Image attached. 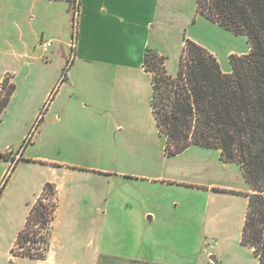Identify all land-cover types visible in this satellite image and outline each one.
<instances>
[{
  "label": "rangeland",
  "instance_id": "rangeland-1",
  "mask_svg": "<svg viewBox=\"0 0 264 264\" xmlns=\"http://www.w3.org/2000/svg\"><path fill=\"white\" fill-rule=\"evenodd\" d=\"M9 3L0 0V84L7 77L16 90L0 123V264L37 261L20 254L46 255L50 237L59 235L73 240L68 243L73 250L92 241L102 251L149 261L256 264L240 243L245 194L251 193L240 168L223 163L213 149L191 147L167 157L150 112V77L140 69L126 70L133 79L115 82L112 75L123 71L88 67L89 74L110 76L102 99L90 93L84 100L60 85L61 69L74 75L84 68L78 63L71 69L66 46L74 41L76 5L70 6L69 26L61 37L67 64L59 42L47 52L42 43L24 48L33 33L41 34L40 25L22 27L25 32L14 29ZM157 6L147 51L165 57L170 74L177 70L186 40L212 53L223 70L230 69L229 55L248 52L245 37L197 14L196 0H158ZM23 51L29 60L13 55ZM48 55L53 62L45 63ZM53 81L57 88L46 104L51 107L46 111L41 105L30 124L27 118ZM53 113L59 121H51ZM39 198L55 206L47 227L34 219L27 223ZM28 230L35 234L34 243L17 239ZM46 234L47 246L39 241Z\"/></svg>",
  "mask_w": 264,
  "mask_h": 264
},
{
  "label": "trees",
  "instance_id": "trees-1",
  "mask_svg": "<svg viewBox=\"0 0 264 264\" xmlns=\"http://www.w3.org/2000/svg\"><path fill=\"white\" fill-rule=\"evenodd\" d=\"M196 11L245 37L248 52L229 55L230 69L225 73L212 53L186 40L177 70L170 74L165 57L146 51L143 68L151 75V115L167 157L191 147L213 149L223 163L240 168L251 190L245 194L240 243L256 264H264V0H196ZM15 90L5 77L0 84V123ZM49 188L46 184L44 190ZM43 201H36L27 223L34 219L47 227L53 220L55 206ZM32 236L28 230L19 232L17 239L34 243ZM39 241L47 246V234ZM44 253L20 256L39 261Z\"/></svg>",
  "mask_w": 264,
  "mask_h": 264
},
{
  "label": "crops",
  "instance_id": "crops-1",
  "mask_svg": "<svg viewBox=\"0 0 264 264\" xmlns=\"http://www.w3.org/2000/svg\"><path fill=\"white\" fill-rule=\"evenodd\" d=\"M8 2H10L8 6L12 8L9 17L14 29L19 28L21 32H25L28 27L33 30L32 27L35 23L40 25L38 30L41 34L33 33L31 42L24 48H33V44L37 43L40 47L41 43L47 41L52 42L53 45L55 42H59L58 48L61 57L69 64L64 51L66 43L61 39L69 26V4L58 0H8ZM79 2L73 35L74 56L70 67L72 69L74 64L79 63L84 68L79 67L80 72L78 73L77 70L72 75V72L64 70L63 62L60 60L63 72L59 77V82L60 85L74 89V93L84 100L90 93L96 94V97L102 99L107 87L105 82L109 81L110 76L104 73L94 76L85 70L92 65L113 66L116 70L123 71L112 75L115 82H127L134 78L132 74L128 75L126 70L140 69L146 73L143 68L144 55L147 50H151L149 42L155 27L158 0H79ZM22 27L25 28V31L22 30ZM45 34H48L47 39H45ZM23 38L24 36L21 37L22 42H24ZM66 46H70V43ZM13 55L18 60L31 58L26 51L21 54L14 52ZM45 60V63H51L54 58L48 55ZM222 71L227 73L229 69H222ZM146 74L150 77L151 86V75ZM97 80L101 82L100 85L94 83ZM55 81L47 91H44L43 99L35 106L33 115L27 118L30 124H33L40 115L41 105L46 107V111L51 107V104L48 106L46 104L57 88ZM50 119L52 122H56L60 120V116L53 113ZM227 165L235 166V164ZM3 176L4 171L1 173L0 179ZM223 187L230 189L229 186ZM70 241L73 240L62 235L50 237L49 249L44 260H24L23 264H173L165 261L136 259L131 256L102 251L100 247H94L92 241L84 246L79 245L78 249L73 250L72 244H68Z\"/></svg>",
  "mask_w": 264,
  "mask_h": 264
},
{
  "label": "built area",
  "instance_id": "built-area-1",
  "mask_svg": "<svg viewBox=\"0 0 264 264\" xmlns=\"http://www.w3.org/2000/svg\"><path fill=\"white\" fill-rule=\"evenodd\" d=\"M58 1H62V2H66V3H70V2H72V3H70L72 6H74V5H76V9H75V11H74V15H73V17H72V23H73V26H74V29H75V25H76V17H77V11H78V6H79V0H58ZM74 10V9H73ZM74 37V36H73ZM74 41L70 44V50H71V52H70V60H72V57L74 56ZM52 42H50V41H47V42H44V43H42V46H41V48H42V51L43 52H47V50L49 49V48H51L52 47ZM62 81H63V78H62Z\"/></svg>",
  "mask_w": 264,
  "mask_h": 264
},
{
  "label": "water",
  "instance_id": "water-1",
  "mask_svg": "<svg viewBox=\"0 0 264 264\" xmlns=\"http://www.w3.org/2000/svg\"><path fill=\"white\" fill-rule=\"evenodd\" d=\"M210 260H212L214 263L216 262V259L214 256H210Z\"/></svg>",
  "mask_w": 264,
  "mask_h": 264
}]
</instances>
